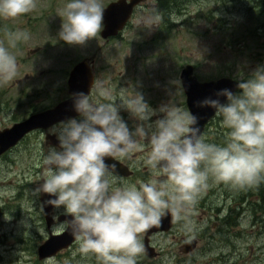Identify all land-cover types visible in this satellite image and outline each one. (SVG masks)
I'll list each match as a JSON object with an SVG mask.
<instances>
[{
	"label": "clouds",
	"instance_id": "9594fccd",
	"mask_svg": "<svg viewBox=\"0 0 264 264\" xmlns=\"http://www.w3.org/2000/svg\"><path fill=\"white\" fill-rule=\"evenodd\" d=\"M157 2L147 0L150 10L141 9L138 29L151 32L158 27ZM36 8L37 0H0V18H16ZM58 15V38L84 45L101 31L105 9L102 0H67ZM6 35L11 47L29 39L22 31ZM17 72L15 55L0 44V83L12 81ZM252 76L238 84L239 94L223 88L215 98L194 101L196 108L214 109L222 118L228 129L223 144L206 142L199 116L175 103L153 109L142 93L129 95L124 88L116 93L104 80H95L87 94L73 93L78 117L49 129L59 145L48 147L32 191L38 198L46 194L43 203L63 212L64 226L78 245L75 253L94 255L97 264H138L145 252L143 234L159 227L162 218L170 215L174 224L193 232V208L210 177L239 188L264 179V67ZM121 109L130 113L134 128L122 118ZM157 111L163 115L153 121ZM143 140L150 149L144 163L151 178L118 180L116 164L106 158H128L142 150Z\"/></svg>",
	"mask_w": 264,
	"mask_h": 264
},
{
	"label": "rangeland",
	"instance_id": "374dc122",
	"mask_svg": "<svg viewBox=\"0 0 264 264\" xmlns=\"http://www.w3.org/2000/svg\"><path fill=\"white\" fill-rule=\"evenodd\" d=\"M111 1L102 0L103 6ZM66 2L37 0V8L31 13L0 18V44L8 47L18 63L15 78L23 79L29 73L36 75L43 84L52 83L53 97L43 100L44 106L62 96L65 90L62 85H67L70 69L95 53L97 81H107L116 93L124 88L132 95L136 90L157 110L161 105L175 103L189 112L180 78L187 64L195 65V74L201 81L220 77L248 80L253 78L257 68L264 67V14L253 0H189L183 5L182 13L172 16V28L164 33L165 26L160 20L151 32L137 28L141 9L150 10L146 0L122 37L106 42L98 32L96 38L84 45H70L58 38L62 26L58 11ZM17 31L27 32L29 39L18 40L15 47H11L6 33ZM6 86L7 83H0V105L8 97ZM120 115L130 128H134L136 122L127 110L121 109ZM162 115L157 111L152 120ZM204 137L206 142L211 139L207 133ZM140 143L142 150L132 153L138 156V164L133 167L141 175L138 181H147L151 173L144 161L150 149L147 140ZM23 169L16 166L7 171L5 163H0V264H97L94 255L75 253L78 245L54 258L38 259L40 242L36 240L40 234L28 223L23 203L17 199L8 202L7 183L11 179L18 185L17 174ZM259 182L264 183V179ZM245 188L216 183L210 177L208 187L199 194L193 208V232L187 233L180 224H175L171 231L152 236L151 242L160 255L157 260H150L144 253L138 258V264H224L228 261L264 264V225L255 219L248 206L244 207L242 217L233 228L229 243L222 245L209 239L220 225L218 215L224 217L226 214L216 206L222 209L229 206L228 197L240 199ZM4 203L6 209L2 206ZM43 231L45 236V229ZM192 239L198 241V246L186 254L183 246Z\"/></svg>",
	"mask_w": 264,
	"mask_h": 264
},
{
	"label": "flooded vegetation",
	"instance_id": "af4514ba",
	"mask_svg": "<svg viewBox=\"0 0 264 264\" xmlns=\"http://www.w3.org/2000/svg\"><path fill=\"white\" fill-rule=\"evenodd\" d=\"M137 9L138 8H135L134 13ZM122 35L123 33H120L118 37H122ZM93 56L97 58V54H94ZM94 72L96 79H98V73L95 67ZM41 83L43 84V82H40L37 79L36 75L29 73H27L23 79L15 78L14 80L7 82L6 96L8 95V97L4 101V104L0 105V130L12 128L14 125L26 120L31 115L55 107L61 101L70 97L68 84L66 86L64 84L62 87H65V90L64 93H62V96L59 97L56 102L44 106L43 100H49L53 97V87H51L52 83L50 82L43 85ZM2 114H4V119L2 118ZM54 124L48 127H39L30 131L24 135L22 139L16 143V145L0 156V163H5L7 171L9 168H14L16 166L24 167V169L17 174L20 178L18 185L14 184L11 179L7 183V188L9 190L8 202L11 199H17L23 203L25 210L22 205L21 207L26 213L28 223L33 225L35 227L34 230L40 234V238L36 240L37 242H40V244L43 243V241H45L47 236L51 233L60 234L66 230L64 226L65 216L63 212L60 210H53L51 208L49 216L47 217L42 196L38 198L32 191V189L36 187L39 177L43 171V158L47 153L48 147L59 145L56 135L49 132V129ZM109 159L111 163L116 164V176L118 180H127L132 183L139 180L141 175L133 167V165L138 164V156L136 154H131L130 157L123 160ZM46 199L47 197H45V200ZM228 202L229 206H225L224 209H222L219 205L216 206L221 213H223V211L226 212L224 218L228 214L234 215V210L232 208V205L234 206V199L229 197ZM5 204L6 203L2 206L6 209ZM221 215L222 214L218 215L220 219L223 217ZM43 229L46 231L45 236L43 234ZM29 230L31 231L32 227H30ZM151 239L152 237L149 238V243L150 245H153ZM143 243H146L145 234ZM75 245H77L76 242L72 245L71 249ZM144 253L141 255L142 257Z\"/></svg>",
	"mask_w": 264,
	"mask_h": 264
},
{
	"label": "water",
	"instance_id": "95a60500",
	"mask_svg": "<svg viewBox=\"0 0 264 264\" xmlns=\"http://www.w3.org/2000/svg\"><path fill=\"white\" fill-rule=\"evenodd\" d=\"M143 0H117L111 2L105 9L104 27L101 30V36L104 40H108L113 36H117L123 31L130 20L135 6ZM182 86L187 96L186 102L191 113L199 116V125L201 134H204L208 123L216 116L214 109H199L194 106V101L203 99L208 96L215 98V92L228 88L234 94L239 90L238 80L231 77H221L219 79L200 81L195 74V66L193 64L186 65L181 72ZM95 82L92 66L87 59L77 63L70 72L68 79L69 93L72 95L77 92L89 93L91 86ZM222 102H226V97L220 98ZM73 106V97L61 102L55 108L35 114L26 121L15 125L11 129L0 131V155L13 146L27 132L37 127H48L53 123L66 120L70 117L77 116ZM107 159V158H106ZM109 163V162H108ZM174 223L169 216L162 218L159 227H153L146 232L147 238L145 250L149 257L157 256L155 248L149 245L148 236L161 231H169ZM75 242L74 237L67 230L62 235H51L50 238L42 244L39 249V259L43 260L55 256L61 250L69 248ZM197 240H191L184 244L186 253L194 251L197 247Z\"/></svg>",
	"mask_w": 264,
	"mask_h": 264
},
{
	"label": "trees",
	"instance_id": "16d2710c",
	"mask_svg": "<svg viewBox=\"0 0 264 264\" xmlns=\"http://www.w3.org/2000/svg\"><path fill=\"white\" fill-rule=\"evenodd\" d=\"M187 2H189V0H158V14L161 15L162 22L167 25L165 26L166 29L170 30L172 28V16L175 14V12L182 13L184 8L183 5ZM253 2L258 6L259 11L264 14V0H253ZM241 92L242 90L240 89L237 94ZM213 125L215 126L214 129L211 128ZM227 132L228 129L222 126V118L217 116V118L210 123V126L206 130V133L211 136V139H207V142L223 144ZM249 197L251 198L249 206L251 207L254 216L257 219L264 220V215L261 216V213L264 214V183L258 182L251 187H246L242 191L241 198L239 199L238 197H236L237 200H235L237 202L242 200L243 202L244 200L247 201ZM237 216L238 210L235 213V217L232 214H228L223 219L218 229L222 241L229 240V235L232 232V227L234 225H237Z\"/></svg>",
	"mask_w": 264,
	"mask_h": 264
}]
</instances>
